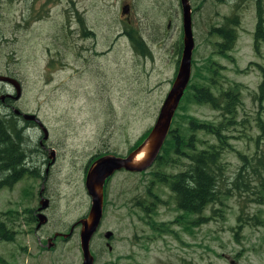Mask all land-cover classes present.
Wrapping results in <instances>:
<instances>
[{
  "label": "rangeland",
  "instance_id": "obj_1",
  "mask_svg": "<svg viewBox=\"0 0 264 264\" xmlns=\"http://www.w3.org/2000/svg\"><path fill=\"white\" fill-rule=\"evenodd\" d=\"M127 3L131 5V26L148 41L149 49L131 51L119 37L117 46L96 62L100 68L96 78L102 83L99 87L93 86L94 78L88 80L90 73L80 72L79 63L70 59L65 68L44 72L48 53L66 48L62 29L67 18L85 12L91 22L100 19L105 39L126 27L119 12L120 6ZM37 4L33 0H0V75L20 83V94L15 98L13 87L0 82V96L10 93L12 109L37 114L47 130L45 145H54L63 155L64 163L52 167L53 174L45 185L60 201L55 211H47L50 221L40 230L49 233L55 230L50 225L63 228L83 212L88 201L83 187V158L94 152L96 138L122 153L132 144L136 146L152 126L169 88L167 81L174 75L175 64L166 56L175 58L173 52L176 44L180 46L178 40L182 41V26L178 0H49L44 3L49 5L47 15L32 22L45 12H34ZM189 4L193 34L190 59L194 62V67L190 62L189 79L193 72L195 85H205L204 78L212 76L222 88L239 84L240 105L235 110V121L222 131L230 148L226 147L221 157L224 176L218 188L220 201L204 207L201 215L206 219L201 223H197L200 214L186 216L172 207L164 189L157 191L158 200H153L156 207L151 209L149 221L137 206L133 220L127 215L130 208L126 211L108 206L101 226L115 230L118 242L112 252H107L96 238L93 249L97 264H264V201H250L254 194L232 188L231 184L241 164L242 172L256 166L264 179V100H257L264 73V40L253 46L255 0H189ZM260 4L264 8V0ZM233 12L239 18L233 43L220 52L223 55L218 54L216 44L222 40L212 29ZM21 17H26L23 25L19 24ZM144 53L145 57L139 59ZM215 61L221 66L216 75ZM215 87H210L213 93H217ZM3 101L1 107L5 110ZM184 114L186 119L192 117L211 125L221 119L219 109L196 103L186 95L170 127L177 125L181 131ZM37 136L43 137L38 124L30 139ZM196 136L215 142L206 133L197 132ZM205 144L198 142L199 147ZM236 151L246 156L245 161ZM145 175L136 172L129 180L127 174L113 175L107 183L109 198L117 199L116 192L123 187L119 200L132 199L136 205L143 195ZM132 180L134 189L126 193ZM38 187L39 180L26 175L0 188V220L10 227L13 222L14 230L11 241L0 240V259H4L3 264H80L79 235L49 248L35 246L29 210L39 205Z\"/></svg>",
  "mask_w": 264,
  "mask_h": 264
},
{
  "label": "trees",
  "instance_id": "obj_2",
  "mask_svg": "<svg viewBox=\"0 0 264 264\" xmlns=\"http://www.w3.org/2000/svg\"><path fill=\"white\" fill-rule=\"evenodd\" d=\"M237 5L238 3L235 2L236 10H238ZM260 5V0H255V23L252 34L253 46L255 48L260 40H264V15L262 16V10L264 12V8ZM238 22L239 18L233 12L229 16H224L221 23L215 25L212 29L222 40V42L216 44L218 54L223 55L220 52L230 48L232 45L234 27ZM179 44L181 43L179 42ZM192 61L191 59L190 62L191 64L193 63L194 67V62ZM215 64L217 70L214 75L221 69L218 62L215 61ZM204 80L207 82L205 85H195V82H193V72L191 73V79L188 80L185 88L186 91L184 90L185 93H183L176 111L179 109L180 103L183 102L184 96H190V99L196 103L208 104L213 108L219 109L221 115L220 123L211 125L210 122L200 121L192 117L186 119V114H184V123L181 126V131L177 125L173 127L169 126L165 139L160 147L161 153L154 160L157 167L165 166L175 169L180 165L181 156L188 159V162L185 163L188 166L187 168L185 167L184 173L162 174L156 177L158 182H167V185L169 184L173 187V190L176 192V206L178 208L189 214L194 212L197 215L200 214L197 217V223H201L206 219L201 215L206 205L214 201H220L221 195L218 192V188L219 182L224 176L221 157L225 152V148H230V144L226 140L227 136L222 131L223 127H227V125L235 121V110L240 105L239 84L235 83L233 87L222 88L220 82L218 83L214 76L205 77ZM215 85L218 86L217 93H213L210 89V87L216 88ZM5 96L7 94L1 95L0 100L5 99ZM257 100H264V73L263 79L258 85ZM176 111L172 119H174ZM20 118L21 116L19 114L13 113V109L9 111L4 110L1 107L0 101V188L13 185L23 176H32L34 174L30 167L23 162L25 157L23 148L26 142V134L24 132L25 125L20 122ZM22 122L25 121L22 120ZM257 124L261 126L260 119L257 120ZM197 132L213 136L215 142L209 143L206 141V138H199L196 136ZM258 138L259 136H256L255 139ZM198 142H205L206 144L204 147H199ZM169 150L173 153L172 157H166V154L170 152ZM236 152L240 160L245 161L246 156L240 154L239 151ZM257 158V156H254V159ZM243 166L241 164L234 174V179L231 182L232 188L250 192L254 194V197L249 199L250 201L262 203L264 201L263 177L258 173L256 166H252L249 170L242 172ZM10 224L11 227L6 225L7 228L3 225V220H0L1 241H11L13 239V222ZM3 263L4 259H0V264Z\"/></svg>",
  "mask_w": 264,
  "mask_h": 264
},
{
  "label": "flooded vegetation",
  "instance_id": "obj_3",
  "mask_svg": "<svg viewBox=\"0 0 264 264\" xmlns=\"http://www.w3.org/2000/svg\"><path fill=\"white\" fill-rule=\"evenodd\" d=\"M33 1H37L38 3L36 7H33L34 12L39 14L40 9L45 12L41 17L38 15L34 17L32 22L46 16L47 15L46 12L49 6V5L44 6V3L48 4L49 0H43V1L33 0ZM119 14L122 16L121 18L124 20L126 27L121 28L120 33L116 32L115 34H111L109 37L106 36L105 39H103L100 19L97 18L94 20V22H91L90 20L86 18L85 12L80 13L79 17L73 16L69 19L67 18L66 23L64 25L65 28L62 29L64 31V36L66 39V45H65L66 48L58 49L52 54L48 53V60H47V63L44 65L45 66L44 72L48 70L53 72L51 68L56 69V71L61 70L62 68H65L69 65L67 61L68 59H70L75 63H79L80 72L90 73V77L88 78V80H91L94 78L92 82L93 86L99 87L101 86L102 83L96 78V75L100 72V68L96 64V62L99 61V58H103V53H106L109 50L113 49L114 46H117V41L119 37H123V40L126 42L127 48L131 51L135 49H140V48L149 49L150 45L148 41H146L143 38V36L140 35L139 32H135L134 28L131 26L132 25L131 5L129 3L122 4L120 6ZM25 19L26 17H21L19 24L23 25ZM167 26H168V23H167ZM163 40H165V38H163ZM178 42H180L181 44H179L180 46L176 44L175 52H173V54L175 55V58H173L172 55L166 56V59L168 61L173 62L175 64V68H173L174 75L171 80L167 81L168 87L170 86L175 76V73L177 70L176 68L178 66V62H179L180 55H181L182 41L178 40ZM103 47H105L104 50L102 49ZM61 57H67V58L61 59ZM138 57L139 59L144 58L145 53L143 56L139 55ZM73 71L76 72V70H73ZM183 93H182V96H183ZM5 94H7V96H5L6 101L4 102L3 101L4 99L0 101L1 102L3 101L4 106L6 107V110L8 109L11 110L12 103L9 101L11 99V96L9 95H12V94L10 93H5ZM182 96L180 97V100ZM163 98L164 96L162 97V99ZM36 117H38L37 114H36ZM20 122L25 125L24 132L26 134V141L29 140L31 142V144L25 142V145L23 148L25 157H24L23 162L25 165L29 166L31 171L34 173L32 177L36 178V180H39V187L37 190V195L41 201V202L40 201L38 202L39 205L29 210V229H31L30 226L32 224L33 228L31 229V231L35 238V246H38L41 248H44L45 246L46 248H49V247L54 246L55 244L58 245L59 242H64L70 239L74 235L78 237L79 231H80L79 220L86 218L89 212V208H90V198L87 195L86 190L84 188L85 195L88 201L84 203V209L80 217H78L72 223H69L67 226L63 228H56L53 225H50L51 226L50 228L52 229L55 228V230H52L49 233L48 231L40 232V230L50 221V215L47 214V211L48 210H50L51 212L55 211L60 202L59 198L55 196L54 192L51 189L49 191L48 188L45 187V185H46V181L48 180V178L51 177V175L53 174L52 167L56 164L64 163L62 160L63 155L59 151H57L54 145H45L44 141H46V139L48 138V135L44 140H42V136H39V138L37 136L36 139H34L33 137V141L30 139L31 134L35 132V128L37 126L36 122L34 121H25V122L20 121ZM102 143L103 141L101 139L96 138L95 146L93 147L94 152H92L91 154L83 158L85 159V161L82 164L83 187H84L86 172L96 159L102 156H106V155H110L114 157H125L135 147L134 144H132L124 152L118 153V152H115L113 148L106 147ZM37 150L41 154L39 157H38ZM169 151L170 152L166 154V157L173 156V153H171L172 151L171 150ZM160 153H161V150L159 149L157 155H159ZM180 159H181L180 165L175 169L162 170L159 167H157L155 165V161H153L146 169L139 171V172L146 173V175L144 177L145 179L142 185L143 195L140 196V201L135 203L136 205H134V202L132 201V199L131 200H123V199L119 200V198L124 193L123 187H121V189L118 192H116L117 199L111 200L107 192V183L113 175L127 174V175H130V177L129 178L127 177L126 180H129L130 178H133V175H135L136 172L130 171L124 168H118V169L113 170L112 173L104 179L102 183L100 219L98 221L96 229L94 230V232L92 233L88 241V249L92 257L91 264H97L96 254L93 249V244L96 238L100 239V241L103 243V246H105V250L107 252H112L114 250V246L116 242H118L117 233L115 230L113 231L108 228L102 229V226H101L102 220L108 209V206H114L116 209H125L126 211L129 210L130 208L131 211L128 212L127 214L130 220H133V215H134L133 210L135 206H137V208L141 211V213H144L146 220L149 221L150 216H151V209L153 210L156 207V204L153 203V200H158L157 191L164 189V191L165 192L167 191V193L169 194V202L171 206L174 207L180 214H184L186 216L195 215L197 217L196 212L189 214V213L183 212L182 209L176 206V195H175L176 192L173 190V187H171L169 184L167 185V182L157 181L156 176H159L162 174L167 175V174H174V173H184L185 167L187 168L188 166V164L185 165V163L188 162V159L183 156H181ZM154 166H155V169H154ZM57 172L60 173L61 168ZM186 178L188 177L186 176ZM125 189H126V193H131L134 189V181L132 180V183ZM143 198H146L145 202L142 201ZM42 238H43V242L40 241V239ZM125 257L128 258V256H125ZM81 262H82V257H81L80 264Z\"/></svg>",
  "mask_w": 264,
  "mask_h": 264
},
{
  "label": "water",
  "instance_id": "obj_4",
  "mask_svg": "<svg viewBox=\"0 0 264 264\" xmlns=\"http://www.w3.org/2000/svg\"><path fill=\"white\" fill-rule=\"evenodd\" d=\"M178 1L182 26L181 55L175 76L159 105L152 126L143 139L125 157L102 156L96 159L86 172L84 188L90 198V208L86 218L79 220V248L82 256L81 264L92 263V257L88 249V241L100 219L102 183L104 179L115 169L124 168L139 172L146 169L154 161L167 134L173 113L187 85L190 74V57L193 49L191 8L189 0ZM0 82L10 84L14 89V97L18 98L20 94V85L17 80L10 76L0 75ZM13 113L20 114L21 118L25 120H34L43 133L42 138L47 137V130L34 114L21 113L17 109H13Z\"/></svg>",
  "mask_w": 264,
  "mask_h": 264
},
{
  "label": "bare ground",
  "instance_id": "obj_5",
  "mask_svg": "<svg viewBox=\"0 0 264 264\" xmlns=\"http://www.w3.org/2000/svg\"><path fill=\"white\" fill-rule=\"evenodd\" d=\"M138 156H140V155H138ZM104 163V162H103Z\"/></svg>",
  "mask_w": 264,
  "mask_h": 264
}]
</instances>
